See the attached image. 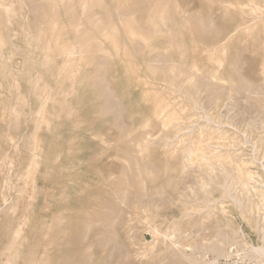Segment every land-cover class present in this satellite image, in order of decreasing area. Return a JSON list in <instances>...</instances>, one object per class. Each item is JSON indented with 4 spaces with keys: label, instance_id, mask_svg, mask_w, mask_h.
Listing matches in <instances>:
<instances>
[{
    "label": "rangeland",
    "instance_id": "1",
    "mask_svg": "<svg viewBox=\"0 0 264 264\" xmlns=\"http://www.w3.org/2000/svg\"><path fill=\"white\" fill-rule=\"evenodd\" d=\"M263 1L0 0V264H264ZM194 130L213 146L186 162ZM217 154L258 170L242 207ZM217 232L218 262L194 250Z\"/></svg>",
    "mask_w": 264,
    "mask_h": 264
},
{
    "label": "bare ground",
    "instance_id": "2",
    "mask_svg": "<svg viewBox=\"0 0 264 264\" xmlns=\"http://www.w3.org/2000/svg\"><path fill=\"white\" fill-rule=\"evenodd\" d=\"M262 1V0H261ZM252 2H254V5H251V8L249 9V10H255V9H257L259 6L257 5L258 3H256V0H252ZM261 3V2H260ZM259 3V4H260ZM263 3H264V1H263ZM261 5V4H260ZM262 6V5H261ZM263 7V6H262ZM234 9V8H233ZM240 10V9H239ZM247 10V9H246ZM248 12V11H247ZM264 12V11H263ZM241 13H245V9H242L241 10ZM257 15V14H256ZM259 16V15H258ZM262 17H264L263 15H262ZM261 17V18H262ZM239 19H240V17H239ZM253 19V18H252ZM257 20V19H256ZM259 20V21H258ZM258 22H260V17H258ZM249 21L250 20H248V22H244V23H242L239 27H237L238 29H237V31H233V33L235 34V35H237V34H240L241 36L243 35H246V34H253L254 35V33H255V31L259 28V26H260V23H262L263 22V19H262V22H260V23H255V24H252V25H248V23H249ZM242 22V21H241ZM250 24V23H249ZM237 26V25H236ZM210 28V27H209ZM203 29V28H202ZM204 30V29H203ZM230 33V32H229ZM232 33V35L228 38V37H226V41H224V42H222L221 40H220V43H219V45L217 46L219 49H225L226 48V45H227V43L229 42V40L231 41V38H235L236 36H234V34ZM225 37V36H224ZM254 38V37H253ZM256 38V37H255ZM222 40H223V38H222ZM235 40V39H234ZM218 42V41H217ZM233 42V41H232ZM215 44V43H214ZM263 44V43H262ZM261 44V45H262ZM171 45V44H170ZM230 45V44H229ZM212 48H213V46H212ZM261 49V48H260ZM263 49H264V47H263ZM163 50V49H162ZM179 50V49H178ZM217 50V52H218V49H216ZM215 50V51H216ZM193 51V50H192ZM158 52H160V50L158 51ZM157 52V53H158ZM177 52V51H176ZM258 52V51H257ZM155 53V52H154ZM153 53V54H154ZM174 54V53H173ZM165 54L163 53V56H164ZM155 56V55H154ZM195 56V55H194ZM151 57H153L152 55H151ZM157 58H155V60H156ZM158 59H159V57H158ZM190 60H192V59H190ZM146 61V60H145ZM150 61L151 60H149V63H150ZM152 61H153V59H152ZM151 61V62H152ZM155 64V63H154ZM158 64V63H157ZM191 64V63H190ZM111 66V65H110ZM164 68V67H163ZM174 68V67H173ZM112 71V70H111ZM262 73V72H261ZM168 77V76H167ZM203 77V76H202ZM204 79V78H203ZM202 79V80H203ZM202 80H200V81H202ZM214 82V81H213ZM201 85H202V83H201ZM205 85V84H204ZM198 86H200V85H198ZM237 87V86H236ZM181 88V87H180ZM177 89V88H176ZM232 89V88H231ZM108 90V89H107ZM186 90V89H185ZM184 91V90H183ZM197 91V90H196ZM206 92V91H205ZM226 92V91H225ZM189 93V92H188ZM218 93V92H217ZM230 93V92H229ZM186 94V93H185ZM206 94V93H205ZM214 94V93H213ZM212 94V95H213ZM259 94V93H258ZM218 96V95H217ZM187 98V97H186ZM173 100V99H172ZM186 100V99H185ZM188 100V99H187ZM144 101V100H143ZM147 103V102H146ZM208 103V102H207ZM179 104V103H178ZM43 106V105H42ZM148 106H151V105H148ZM147 106V107H148ZM216 106H217V104H216ZM153 107V106H152ZM253 107V106H252ZM198 108H199V106H198ZM188 109V108H187ZM201 110V109H200ZM150 111V110H149ZM198 111H199V109H198ZM153 112V111H152ZM204 112H205V110H204ZM188 113V112H187ZM257 113V112H256ZM207 114V113H206ZM189 115L190 114H186V116H187V118H186V120L187 119H189L190 117H189ZM196 115V114H195ZM139 116V115H138ZM167 116V115H166ZM185 116V115H184ZM185 116V117H186ZM206 116V115H205ZM226 116V115H225ZM145 117H146V114H145ZM144 117V118H145ZM193 117V116H192ZM207 117V116H206ZM71 118H72V116H71ZM198 118V117H197ZM202 118V117H201ZM211 118V117H210ZM146 119V118H145ZM191 119V118H190ZM189 119V120H190ZM193 119H195V118H193ZM188 120V121H189ZM212 120V119H211ZM149 121V120H148ZM191 121V123H192V120H190ZM190 121H189V123H188V125L189 124H191L190 123ZM205 121V120H204ZM207 121V120H206ZM181 122V121H180ZM209 122V121H208ZM213 123V122H212ZM193 124V123H192ZM191 124V125H192ZM216 124V123H215ZM223 124V123H222ZM174 125H176V126H179V128H181V130H183L184 131V128H186L184 125H186L185 123H183V122H181V123H178V122H175V124ZM234 125V124H233ZM236 125V124H235ZM254 125V124H253ZM200 126V125H199ZM207 126V125H206ZM210 126H212V125H210ZM210 126L209 127H206V128H210ZM229 126V125H228ZM201 127H202V125H201ZM203 127H205V125L203 126ZM203 127H202V129H203ZM193 128H195L196 129V127H194V125H193V127H192V129ZM212 128V130H214V132H215V130L216 129H214V126L213 127H211ZM188 129H190L189 127H187L186 128V130H188ZM192 129H190V130H192ZM200 127L198 128V130H199V132H201L200 131ZM162 130V129H161ZM179 130V129H178ZM185 130V131H186ZM210 130V129H209ZM223 130V129H222ZM225 130V129H224ZM224 130L223 131H221L222 133L224 132ZM236 130V129H235ZM110 131V130H109ZM195 131H197V130H194L193 132H195ZM217 131H219V130H217ZM227 131H228V129H227ZM187 132H189V130L187 131ZM186 132V133H187ZM191 132V131H190ZM192 132V133H193ZM199 132H195V133H197V134H194L193 136H196L197 137V135H198V138L196 139V138H194V139H196L197 141H193L192 143H191V145L187 148V146H184V147H186V148H184L185 149V151H184V154H185V156H184V158H186L187 159V161L186 162H189V161H191L192 160V157H194V158H196L197 160L198 159H200L201 160V158H205L206 157V155H208V153L206 152V149L210 146V145H212V143L211 142H209V141H207V137L205 136V139H206V141L207 142H209V146H207L206 147V149H203V147L200 145L201 144V142H202V137L201 138H199ZM203 132V131H202ZM207 132V130H205V132L204 133H206ZM214 132L212 131V133L214 134ZM230 132V131H229ZM181 133V132H180ZM183 133H185V132H183ZM191 133V134H192ZM203 133V134H204ZM218 133V132H217ZM225 133V132H224ZM151 134V133H150ZM187 134H189V133H187ZM187 134H185V135H187ZM191 134L189 135V136H191ZM221 133H219V135H220ZM178 135H180V134H178ZM204 135H207V134H204ZM204 135H203V137H204ZM217 136H218V134H216ZM216 135H213L216 139H217V137H216ZM222 135H224V134H222ZM221 135V136H222ZM229 135V134H228ZM111 136V135H110ZM115 136V135H114ZM181 136V135H180ZM208 136H209V133H208ZM211 137H212V135H210ZM233 136V135H232ZM235 136V135H234ZM183 137H184V135H183ZM188 136H186L185 138H187ZM224 137H225V135H224ZM223 136H222V138L220 137V139H223L224 138ZM237 137V136H236ZM248 137V136H247ZM60 138V137H59ZM97 138V137H96ZM115 138V137H114ZM180 138V137H179ZM182 138V137H181ZM185 138H182L181 140H183L182 142H183V144H185V143H188V142H184V141H187L188 139H186V140H184ZM191 139H193V137H190ZM215 138L214 139H212V140H215ZM262 138V137H261ZM113 139V138H112ZM204 139V140H205ZM211 139H209L210 141H211ZM226 139H227V136H226ZM226 139H223V141H225ZM229 139V138H228ZM227 139V140H228ZM231 139H233V138H231ZM44 140V139H43ZM167 140V139H166ZM175 140V139H174ZM226 140V141H227ZM121 141V140H120ZM168 141V140H167ZM170 141V140H169ZM189 141H190V139H189ZM205 141V142H206ZM231 141V140H230ZM263 141V140H262ZM172 142V141H171ZM204 142V141H203ZM202 142V143H203ZM261 142V141H260ZM224 143H226V145L227 144H231V143H227V142H224ZM224 143H222V145H224ZM253 143V142H252ZM112 144V143H111ZM208 144V143H207ZM234 144H236L235 142H234ZM239 145H240V143H238ZM247 144V143H246ZM182 145V144H181ZM221 145V144H220ZM256 145V144H255ZM78 146V145H77ZM180 146V145H179ZM213 146V145H212ZM211 146V147H212ZM225 146V145H224ZM232 146V145H231ZM237 146V145H236ZM210 147V148H211ZM226 147V146H225ZM224 147V148H225ZM246 147V146H245ZM111 148V147H110ZM109 148V149H110ZM226 148H228V150H229V147L227 146ZM232 148V147H231ZM236 148V147H235ZM239 148H241V147H239ZM256 148V147H255ZM116 149V148H115ZM209 149V148H208ZM212 149V148H211ZM214 150H211V151H215V148H213ZM242 149V148H241ZM210 150V149H209ZM223 150V149H222ZM232 150V152H236L238 149H235V151L233 150V149H231ZM230 150V151H231ZM243 150V149H242ZM101 151V150H100ZM110 151V150H109ZM226 151V150H225ZM110 152H112V151H110ZM175 152V151H174ZM215 152H217V151H215ZM223 152V151H222ZM229 152V151H228ZM217 153H220V152H217ZM225 153V152H224ZM223 153V155H226V154H224ZM206 154V155H205ZM210 154H212V153H210ZM213 154H215V153H213ZM228 154V153H227ZM230 154V153H229ZM253 155H254V153H252ZM256 154V153H255ZM112 155H113V153H112ZM221 155V154H220ZM243 155H245V153L243 154ZM93 156V155H92ZM209 156V155H208ZM207 156V157H208ZM211 156V155H210ZM217 156H218V154H217ZM215 157L214 156V158H212L213 157V155H212V157L210 158V159H213L214 160V162L215 163H213V162H209V170H210V174H212L211 173V171H213V169H215V166H213L214 164H216V162H219L220 163V165L222 166V165H224L223 166V168L224 169H221L222 167L220 166V165H218V166H220L221 168H219V167H216L217 169L219 168V172L221 171V170H223L224 172H222V173H224V174H226L225 176H226V178L222 175V173H220V174H218V173H216V174H218V175H221V176H223L224 178H225V180H226V182H224L225 183V185L222 187V186H217L218 188H216V185H215V187L214 188H216V189H218V190H216V192L217 191H219V190H221V192L222 193H224L225 194V196H227V197H229L230 198V196H231V193H233V194H235L236 192H234L235 190V188L234 187H236L237 189H238V191H239V193H240V195H239V197L238 196H232V197H234V199H235V202H237L238 203V205H240L241 207H242V205H243V203L245 202V198H248L249 196V193H250V191L251 190H254L255 188H254V184L256 183V185H257V182H253V180H252V175H255V174H258L257 172H258V170H256L257 172L254 174V172L251 174L249 171L250 170H248L247 168H248V165L246 166V164L244 163V162H242L241 164H239V163H236L234 160H232L231 162H230V160H231V158L228 156V159H229V162H230V166L228 167V169H227V167L225 166V164L222 162V161H224L223 159H224V156H218V157ZM5 157V156H4ZM172 157V156H171ZM176 157V156H175ZM178 157V156H177ZM243 157V156H242ZM179 158V157H178ZM234 158V157H233ZM239 158V157H238ZM238 158H236L237 160H238ZM247 158V157H246ZM254 158V157H253ZM258 158V157H257ZM8 159V158H7ZM209 159V158H208ZM207 159V160H208ZM235 159V160H236ZM240 159V158H239ZM248 159V158H247ZM246 159V160H247ZM260 159V158H259ZM236 160V161H237ZM241 160V159H240ZM250 160V159H249ZM252 160V159H251ZM225 161L227 162V160L225 159ZM224 161V162H225ZM242 161V160H241ZM244 161V160H243ZM179 162H181V161H179ZM221 162L223 163V164H221ZM225 162V163H226ZM252 162H253V160H252ZM251 162V164L253 165L254 163H252ZM255 162V161H254ZM103 164H104V162H103ZM227 164V163H226ZM250 164V165H251ZM229 165V164H228ZM251 165V166H252ZM256 165V164H255ZM107 166V165H106ZM114 166H115V164H114ZM180 166V165H179ZM263 166V165H262ZM226 167V168H225ZM253 167V166H252ZM257 167H258V165H257ZM263 169H264V167H262ZM221 169V170H220ZM257 169H259V168H257ZM10 170V169H9ZM120 170V169H119ZM215 171V170H214ZM252 171V170H251ZM185 174V173H184ZM209 174V175H210ZM176 176V175H175ZM255 177V176H254ZM216 178V177H215ZM214 178V179H215ZM260 178V177H259ZM209 179H210V181H211V183L214 181L213 180V177H212V175H210L209 176ZM224 180V179H223ZM224 180V181H225ZM252 181V182H251ZM257 181V180H256ZM215 183H216V181H214ZM227 182H230L229 184H227L226 185V183ZM214 183V184H215ZM252 183H253V185H252ZM222 183H220L219 182V184H217V185H221ZM209 185H212V184H209ZM259 185V184H258ZM226 186H229V187H226ZM134 187V186H133ZM210 187H212V186H210ZM210 187H209V189H210ZM256 187V186H255ZM261 187V186H260ZM257 188V187H256ZM204 189V188H203ZM212 189V191L214 192V189L213 188H211ZM257 190V189H256ZM85 191V190H84ZM205 191V192H204ZM237 191V192H238ZM255 191V190H254ZM258 191V190H257ZM264 188H261V189H259V192L258 193H260L261 192V196L262 197H260V198H262V199H260L261 201H262V203L261 202H259V203H261V206L264 208ZM202 192V191H201ZM203 192H204V194H206V192H208L207 191V189L205 188L204 190H203ZM202 192V193H203ZM216 192H215V194H216ZM14 193V192H13ZM87 193V192H86ZM211 193V192H210ZM218 193V192H217ZM255 193V192H254ZM256 194V193H255ZM211 195V194H210ZM213 195V194H212ZM211 195V196H212ZM257 196V195H256ZM258 196H260V195H258ZM142 197V196H141ZM145 197V196H144ZM125 198V197H124ZM197 199V198H196ZM230 199H232V198H230ZM7 200V199H6ZM221 200V199H220ZM219 200V201H220ZM197 201V200H196ZM223 201V200H222ZM234 201V200H233ZM9 202V201H8ZM203 202V201H202ZM212 202V201H211ZM214 202V201H213ZM198 203V202H197ZM204 203H205V201H204ZM222 203V202H221ZM196 204V203H195ZM214 203H212V205H213ZM223 204V203H222ZM258 204V203H257ZM6 205H7V203H6ZM200 205V204H199ZM206 207V210H207V216L209 215V216H211L212 214V210H211V207H212V205L211 204H208V203H205L204 204ZM237 205V206H238ZM258 205H260V204H258ZM214 207V209H216L215 207H216V205H214L213 206ZM222 207V206H221ZM224 207V206H223ZM225 208V207H224ZM224 208L222 209L223 211H224ZM5 209V208H4ZM221 209V208H220ZM1 210H2V208H1ZM203 210V209H202ZM248 210H250V209H248ZM103 211V210H102ZM186 211V210H185ZM183 212L182 213V215H181V217L179 218V226L178 227H176L177 228V230H178V228L179 227H182L181 225H183V222H184V220L186 219V217H190V212L188 213V212ZM201 211V210H200ZM199 211V213H201ZM204 211H205V209H204ZM255 211V210H254ZM1 212V211H0ZM203 212V211H202ZM197 213V212H196ZM205 213V212H204ZM205 213V214H206ZM224 213V212H223ZM194 214V213H193ZM226 213H224L223 215H225ZM204 215V214H203ZM219 215H220V213H219ZM208 216V217H209ZM226 216V215H225ZM211 217H214V216H211ZM201 218H204V217H201ZM191 219V218H190ZM205 220V219H204ZM212 220V219H211ZM187 221V220H186ZM116 222V221H115ZM178 222V221H177ZM87 223V222H86ZM211 223L209 222V225H210ZM105 224H103V226H104ZM108 225V224H107ZM185 225V224H184ZM200 225V224H199ZM205 225V224H204ZM216 226V225H215ZM105 227V226H104ZM107 228H108V226H106ZM200 227V226H199ZM111 228H113L114 229V227L112 226ZM110 228V229H111ZM101 229V228H100ZM100 229L97 231V233L100 231ZM204 229V228H203ZM103 231V230H102ZM107 231H108V229H107ZM112 231H114V230H112ZM187 231V230H186ZM215 231V230H214ZM71 232V231H70ZM101 232V231H100ZM110 231H108L107 233H109ZM199 232V231H198ZM96 233V232H95ZM112 233V232H111ZM110 233V234H111ZM114 233H115V235H116V231H114ZM180 233V232H179ZM218 234H219V232H217ZM99 234V233H98ZM109 234V235H110ZM181 234V233H180ZM100 235V234H99ZM112 235V238H113V236H114V234L112 233L111 234ZM106 237H109L107 234L105 235ZM185 236V235H184ZM190 236V235H189ZM231 236V235H230ZM103 237V236H102ZM102 237H101V240H102ZM111 237V236H110ZM163 237H165V236H163ZM215 238L214 239H216V235L214 236ZM111 238V239H112ZM114 238H116V236H114ZM113 238V239H114ZM182 238V237H181ZM218 238V237H217ZM230 237L229 236H224L223 235V233H222V235H220L219 234V241H217L216 240V242L213 240L212 242H213V244H211V245H206L207 247H195V251L197 252L198 250H203L204 252L206 251V252H211L212 254H215V256H216V259H217V262H218V260L221 258V256L223 257V254H224V256H227L226 258H228V257H232V256H230V255H232V254H227V253H225V248H224V243L226 242L227 243V241H229V240H231V238L229 239ZM111 239H109L110 241H112ZM163 239H165V238H163ZM200 239V238H199ZM202 239V238H201ZM106 240V239H105ZM166 240V239H165ZM114 241V240H113ZM102 242H104V239L102 240ZM215 242V243H214ZM243 242V241H242ZM111 243H113V242H111ZM237 243V242H236ZM235 243V241L234 240H232V246H233V244L235 245L236 244ZM102 244H105L106 245V241L104 242V243H102ZM166 244V243H165ZM209 244V243H208ZM229 244V243H228ZM239 244V243H238ZM85 246V245H84ZM118 246V245H117ZM248 246V245H247ZM104 247V246H103ZM115 247V246H114ZM73 248V247H72ZM107 248H108V246H107ZM110 248V247H109ZM108 248V249H109ZM251 248H252V250H253V252H254V254H258L259 256H262V258L264 259V245H259V246H257V247H255V246H251ZM108 249H106L107 251H108ZM110 249H112V247L110 248ZM121 249V248H120ZM114 250V249H113ZM100 251H101V249H100ZM183 251V250H182ZM246 251V250H245ZM46 252H47V250H46ZM104 252V251H103ZM184 252V251H183ZM227 252V251H226ZM252 252V251H251ZM102 253V252H101ZM106 253H108V252H106ZM110 253V252H109ZM193 253H195V252H193ZM232 253V252H231ZM105 254V253H104ZM127 254V253H126ZM183 254V253H182ZM192 254V253H191ZM252 254V253H251ZM102 255L103 254H101V257H102ZM111 255V254H110ZM109 255V256H110ZM185 255V254H184ZM183 255V256H184ZM258 255H255L256 257H258ZM89 256H91V254H89ZM114 256V255H113ZM128 256V255H127ZM205 256V255H204ZM253 256V255H252ZM142 257V256H141ZM182 257V256H181ZM186 257H187V255H186ZM191 257V256H190ZM91 258H92V256H91ZM183 258V257H182ZM181 258V259H182ZM101 259V258H100ZM111 259V258H110ZM192 259V258H191ZM194 260H192V262H191V260H190V262H189V264H209L208 263V261L206 262L205 260H207L206 258H204V260L202 259V260H199V261H196L198 258H196L195 259V257L193 258ZM231 258H229V260H230ZM262 259V260H263ZM82 260V259H81ZM93 260H95L94 258H93ZM187 260H188V258H187ZM188 260V261H189ZM232 260V259H231ZM56 261V260H55ZM74 261H77V260H74ZM97 261V260H96ZM143 261V260H142ZM183 261V260H182ZM181 261V262H182ZM259 261V260H258ZM59 261L57 260V263H58ZM87 262V261H86ZM95 262V261H94ZM100 262H102L101 260H100ZM99 262V263H100ZM214 262H216V260L214 261ZM216 262V263H217ZM261 262V261H260ZM260 262H259V264H260ZM55 263V262H54ZM56 263V264H57ZM81 264H82V262H80ZM79 263V264H80ZM98 263V262H97ZM98 263V264H99ZM103 263V262H102ZM183 263V262H182ZM65 264V263H64ZM76 264H78V263H76ZM180 264V263H179ZM186 264H188L187 262H186ZM213 264V263H212Z\"/></svg>",
    "mask_w": 264,
    "mask_h": 264
}]
</instances>
